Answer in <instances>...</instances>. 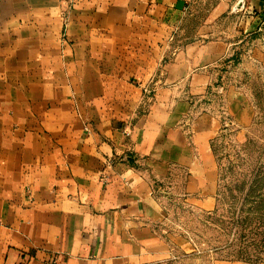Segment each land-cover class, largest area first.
Instances as JSON below:
<instances>
[{"label":"crops","instance_id":"0c3cea01","mask_svg":"<svg viewBox=\"0 0 264 264\" xmlns=\"http://www.w3.org/2000/svg\"><path fill=\"white\" fill-rule=\"evenodd\" d=\"M254 71L264 0H0V264L167 259L162 194L215 209Z\"/></svg>","mask_w":264,"mask_h":264},{"label":"rangeland","instance_id":"374dc122","mask_svg":"<svg viewBox=\"0 0 264 264\" xmlns=\"http://www.w3.org/2000/svg\"><path fill=\"white\" fill-rule=\"evenodd\" d=\"M240 54L232 62L239 63ZM263 76V75H262ZM245 74L244 85L255 99L254 116L245 132L237 133L223 120L213 140L218 166L216 207L209 213L192 211L183 198L165 190L161 197L168 221L160 232L171 252L167 259L148 264H217L255 262L264 253V77ZM231 75L221 77L219 86L234 84ZM217 85V86H218ZM235 86V85H233ZM238 86V85H237ZM239 87V86H238ZM220 88V90H221ZM223 90L208 102L221 108Z\"/></svg>","mask_w":264,"mask_h":264}]
</instances>
